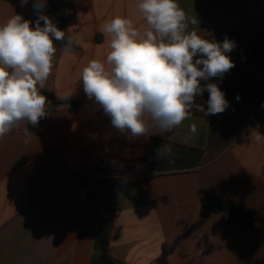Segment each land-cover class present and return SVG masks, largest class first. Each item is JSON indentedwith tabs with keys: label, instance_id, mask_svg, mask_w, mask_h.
I'll list each match as a JSON object with an SVG mask.
<instances>
[{
	"label": "crops",
	"instance_id": "crops-1",
	"mask_svg": "<svg viewBox=\"0 0 264 264\" xmlns=\"http://www.w3.org/2000/svg\"><path fill=\"white\" fill-rule=\"evenodd\" d=\"M66 1L67 32L79 44L56 51L42 88L63 104L36 133L25 137L21 123L0 138V264H264V76L245 43L264 31V0H177L187 32L235 43L234 67L208 81L229 107L208 116L193 107L171 132L140 137L114 128L81 80L91 60L110 68L104 24L120 16L148 29L139 0ZM33 4L0 0V25L19 14L34 27ZM208 97L195 103L206 111ZM213 124L233 138L225 148L219 138L211 146ZM85 175L91 185L80 195L71 178ZM212 195L255 217L252 238L229 231L223 213L200 223L202 198Z\"/></svg>",
	"mask_w": 264,
	"mask_h": 264
},
{
	"label": "clouds",
	"instance_id": "clouds-1",
	"mask_svg": "<svg viewBox=\"0 0 264 264\" xmlns=\"http://www.w3.org/2000/svg\"><path fill=\"white\" fill-rule=\"evenodd\" d=\"M26 4L28 0H20L21 7ZM44 6L45 0H34L39 14L34 27L19 14L0 25V138L22 122L36 127L46 115L48 98L40 89L53 67L54 41H64L65 32L43 14ZM137 7L149 26L143 33L120 16L103 25L110 37L106 57L110 68L97 60L83 68L81 80L88 98L102 107L114 128L132 137L171 132L193 107L204 116L223 113L229 107L225 93L208 81L222 80L234 67L228 55L234 41L227 37L209 41L195 31L187 32L186 14L177 0H139ZM74 44L79 40L69 37L65 55ZM205 90L206 111L195 103ZM196 131V125H190V132ZM29 135L26 131L25 137Z\"/></svg>",
	"mask_w": 264,
	"mask_h": 264
},
{
	"label": "trees",
	"instance_id": "trees-1",
	"mask_svg": "<svg viewBox=\"0 0 264 264\" xmlns=\"http://www.w3.org/2000/svg\"><path fill=\"white\" fill-rule=\"evenodd\" d=\"M70 9V5L66 0H45V6L42 10L43 14L47 15L60 30L65 32L64 41H54V45L57 50L64 49L65 43L69 38L67 26L69 22L68 13ZM38 15L39 14L37 13L36 20L38 19ZM41 26H43V21H41ZM245 43L248 50L247 61L251 64L255 73L264 76V31L251 34L246 38ZM40 91L43 95L47 96L48 100L46 103L49 106L45 109L46 115L40 119L38 126L33 127L27 122H22L26 131L29 133H36L41 128L49 113L63 104L59 99H57L53 92L45 89H40ZM246 117L248 118V114ZM249 122L250 121H247V125ZM16 129L17 128L14 127L12 131ZM239 132L240 131H238V134ZM227 134H229L228 131H218L215 124H213L211 131V146L213 145V139L219 138L224 142V146H222V148H225L233 139L229 138ZM202 206L203 218L200 223H203V221L211 213H223L226 217L229 231L237 235L242 240H247L253 237L256 219L251 213L235 208L219 195L203 197Z\"/></svg>",
	"mask_w": 264,
	"mask_h": 264
},
{
	"label": "built area",
	"instance_id": "built-area-1",
	"mask_svg": "<svg viewBox=\"0 0 264 264\" xmlns=\"http://www.w3.org/2000/svg\"><path fill=\"white\" fill-rule=\"evenodd\" d=\"M72 187L80 194L85 195L91 185V178L90 176H73L71 178Z\"/></svg>",
	"mask_w": 264,
	"mask_h": 264
},
{
	"label": "rangeland",
	"instance_id": "rangeland-1",
	"mask_svg": "<svg viewBox=\"0 0 264 264\" xmlns=\"http://www.w3.org/2000/svg\"><path fill=\"white\" fill-rule=\"evenodd\" d=\"M243 32H245V35H247V34H249V33H251L252 32V30L251 29H245V30H242ZM16 128H18V127H16Z\"/></svg>",
	"mask_w": 264,
	"mask_h": 264
}]
</instances>
